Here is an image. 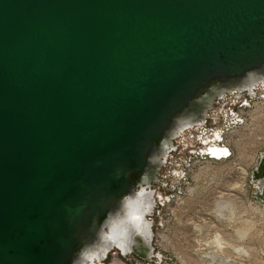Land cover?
<instances>
[{"label": "water", "instance_id": "water-1", "mask_svg": "<svg viewBox=\"0 0 264 264\" xmlns=\"http://www.w3.org/2000/svg\"><path fill=\"white\" fill-rule=\"evenodd\" d=\"M263 75L264 0H0V264H74L181 128ZM251 182L264 204V151Z\"/></svg>", "mask_w": 264, "mask_h": 264}, {"label": "rangeland", "instance_id": "rangeland-1", "mask_svg": "<svg viewBox=\"0 0 264 264\" xmlns=\"http://www.w3.org/2000/svg\"><path fill=\"white\" fill-rule=\"evenodd\" d=\"M242 100L248 104L226 94L208 111L205 125L182 133L200 152V139L212 141L219 132L217 144L231 156L214 160L179 151L171 160L183 178L151 219L160 257L146 263L111 252L102 264H264V204L251 182L264 151V89Z\"/></svg>", "mask_w": 264, "mask_h": 264}, {"label": "flooded vegetation", "instance_id": "flooded-vegetation-1", "mask_svg": "<svg viewBox=\"0 0 264 264\" xmlns=\"http://www.w3.org/2000/svg\"><path fill=\"white\" fill-rule=\"evenodd\" d=\"M242 99L244 98H240V100ZM245 102L247 101L245 100ZM188 131L190 130H187V132ZM184 132L186 131L181 132L179 134V137L173 139L172 147H170L167 152L165 151V154H164L165 159L163 161L162 166L157 170L156 179L154 182L150 183L149 185L145 184V183H148V179L151 178V177L146 176L145 174L142 180H141V176L133 177L131 183L135 187V190L131 196L127 197L124 200L125 213H123L122 215V218L119 222L118 229L110 233V235L113 236L115 243H109V245L111 246H108L106 253L107 251L112 249L111 252H117L119 256L124 259H129L128 257L136 258L134 255L129 253L128 250L130 246H134V247L138 246V243H135V240H137L136 242L139 241V243H142L144 245V243L147 242L149 236L151 238V246L153 247V244H152L153 242L152 228L153 227H152V222H151L152 216L154 215L156 211L159 210L161 201L168 199L167 197L176 190L177 188L176 184L180 182V180L183 178V176H181V171L171 166L172 164L171 160L174 158L176 154H178L179 151L187 152L188 154L198 153V155L202 154V155L209 157L210 152H213L214 149L220 147V145H218L217 142L221 140L220 139L221 136L219 132H216L214 134V138L212 141L206 140L209 136H207L206 138H201L200 140L202 142V145H204L203 150L201 151L199 148L200 152H195L194 145L189 143V141L183 140L185 136H183L182 133ZM178 139L179 140L181 139L180 140L181 145L177 144V142L179 141ZM181 161L185 162L183 158ZM150 195L152 196L154 203L156 205L155 208L153 209L152 215L146 216L145 220L137 222L134 219V217L141 215L144 218V215L146 213L145 209L148 203L147 199H148V196ZM148 223L151 224L150 235H149V224ZM104 256H105V252L100 254V258ZM95 258H96V255H91L89 257V259H95Z\"/></svg>", "mask_w": 264, "mask_h": 264}, {"label": "bare ground", "instance_id": "bare-ground-1", "mask_svg": "<svg viewBox=\"0 0 264 264\" xmlns=\"http://www.w3.org/2000/svg\"><path fill=\"white\" fill-rule=\"evenodd\" d=\"M254 77H255L254 75L249 76L247 79L243 80L240 84H238L237 87H242V86L245 87V86L252 85L254 82L258 81ZM261 78L263 79L264 78V75L261 76ZM261 88L264 89V84H261V85H258V86L256 85L254 87V90L255 89H261ZM215 94H217V93L215 92ZM206 100H207V98L203 99L202 102L204 103V102H206ZM247 104L248 103L246 102V105ZM193 117H191V119ZM183 131H184V129L182 130V128H181L179 134L181 132H183ZM163 156H164V154H163ZM230 156H231L230 150L227 149V148H225L224 146L223 147L220 146V147L214 149L213 152H210V156L209 157L212 158V159H214V160H221V159H227ZM155 158H156V156H153L151 158L150 168L154 167V165H155ZM258 162H259V159H258ZM154 168L147 170L146 173H145V175L148 176V177H151L152 176L151 174H152ZM132 193L133 192L130 193V196L132 195ZM119 211H121V214L118 215V212ZM119 211L116 212L115 214L111 215L110 216V219L106 223V227L107 228H111V232L118 229L119 222H120V220L122 218V215H123V213H125L124 201H123L122 206H121V209ZM95 244L93 246H90V247H88V246L85 247V249H87L91 253V255H96V252H98V251L100 252V254H102V253H104L107 250L108 246H111V245H109V243H102V242H99L97 245H95ZM140 245H143V244L140 243ZM138 246H139V244H138ZM138 246H137V249L140 250L141 252H143L144 250L141 249L143 247L142 246L138 247ZM218 246H220V245H218Z\"/></svg>", "mask_w": 264, "mask_h": 264}, {"label": "clouds", "instance_id": "clouds-1", "mask_svg": "<svg viewBox=\"0 0 264 264\" xmlns=\"http://www.w3.org/2000/svg\"><path fill=\"white\" fill-rule=\"evenodd\" d=\"M134 219L137 222H140L143 220V216L138 215L134 217ZM110 233H111V228H109L107 232L103 233V235L100 238L102 243H115V240L113 239V236L110 235ZM105 254H106V251H105ZM90 256H91V253L87 249L81 250V252L78 254V257L74 260V264H101V258H100L99 251L96 252L95 259H89Z\"/></svg>", "mask_w": 264, "mask_h": 264}, {"label": "built area", "instance_id": "built-area-1", "mask_svg": "<svg viewBox=\"0 0 264 264\" xmlns=\"http://www.w3.org/2000/svg\"><path fill=\"white\" fill-rule=\"evenodd\" d=\"M228 149V148H227Z\"/></svg>", "mask_w": 264, "mask_h": 264}]
</instances>
